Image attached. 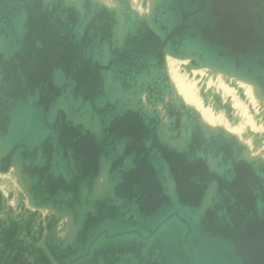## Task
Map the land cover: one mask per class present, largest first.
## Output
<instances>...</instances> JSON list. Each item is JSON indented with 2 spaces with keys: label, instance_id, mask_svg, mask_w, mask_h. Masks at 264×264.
<instances>
[{
  "label": "water",
  "instance_id": "95a60500",
  "mask_svg": "<svg viewBox=\"0 0 264 264\" xmlns=\"http://www.w3.org/2000/svg\"><path fill=\"white\" fill-rule=\"evenodd\" d=\"M112 2L0 0V173L28 195L0 187V264H264V158L167 68L188 59L264 98V0Z\"/></svg>",
  "mask_w": 264,
  "mask_h": 264
},
{
  "label": "bare ground",
  "instance_id": "6f19581e",
  "mask_svg": "<svg viewBox=\"0 0 264 264\" xmlns=\"http://www.w3.org/2000/svg\"><path fill=\"white\" fill-rule=\"evenodd\" d=\"M152 2H153V0H148L147 13H150ZM173 59L177 61L178 66L176 68L171 67V63L173 62ZM188 63H189L188 59H179V58L171 57L169 55L167 56V68H168L169 76L171 78V82H172L176 92L185 100V102L187 104L195 107L199 111V113L201 115V119L204 122L208 123L209 125L216 127L213 125L214 122L216 121L213 112L218 113V111L213 108V106L210 102L208 104H205L204 100L200 94V85L203 81H205L207 87H212L215 90L221 92L223 100H226V98L230 99L231 104H232L233 115L235 117H237L238 120H239V117L236 115V112L238 111L237 108H240L242 110L241 112H243L242 115H244V116L246 115L248 117L249 124L251 125L249 127H251V129H254L255 125L252 121V118L249 115H247L246 107H243L242 104H240L237 101L236 94L239 95L238 88H241L244 92L245 98L248 97L251 103H254L257 100L259 101L257 103L259 105V111H261L262 109H264V98L262 97L258 87L256 85L250 83V82L245 81L243 78H241L239 76L226 74V73L223 74V73H221V72H219L213 68H210V67H196V68H190L188 70L186 68V65ZM179 68L183 69V71L185 72V77L180 75ZM204 74H205V76H202ZM210 75L214 76L213 79L218 78L217 77L218 75H222L229 85L225 84L223 82V83H221L222 84L221 89L217 88L216 86L213 85L212 80L209 77ZM191 76L197 77L196 79L200 78V80L194 84V82L192 83L190 81V79H188ZM201 78H203L204 80ZM232 87H234V89ZM233 90H235V91H233ZM198 92H199V95H198ZM224 93L227 94L226 98L223 96ZM221 110H223V112H224L223 108H221ZM247 117H246V119H247ZM259 122H260V120H259ZM226 125L227 124H225L224 127L223 126H221V127H223L226 131H228L230 133H234L233 130H231ZM250 155L255 156V154H253L251 151H250ZM10 172L15 173L14 167H12L10 169V171H8L7 173H10ZM7 173H0V175H3V174L6 175ZM16 177H17V175H16ZM18 179L19 178L17 177L18 185L20 186L21 191H23L25 196L27 197L28 195H27V192L25 190V187H23L22 183ZM27 198L25 199V201H27L26 204L30 205V202ZM62 220L63 219H61V221Z\"/></svg>",
  "mask_w": 264,
  "mask_h": 264
},
{
  "label": "rangeland",
  "instance_id": "374dc122",
  "mask_svg": "<svg viewBox=\"0 0 264 264\" xmlns=\"http://www.w3.org/2000/svg\"><path fill=\"white\" fill-rule=\"evenodd\" d=\"M104 1L109 5L113 4L112 0H104ZM132 3L141 13L147 12L148 6H146V7L143 6V0H132ZM177 66H178L177 61L173 59V62L171 63V67L176 68ZM179 73H180V75L185 77V72L183 71L182 68H179ZM202 76H205V74ZM209 77L212 80L213 85L219 89H221V87H222L221 83L224 82L225 84H228L222 75H218L217 76L218 78H216V79H213L214 78L213 75H210ZM196 78L197 77H195V76H193V77L191 76L188 79H190V81L192 83L194 82V84H195L197 81L200 80V78H198V79H196ZM201 79H203V78H201ZM232 88L234 89V87H232ZM233 91H235V90H233ZM198 95H199V92H198ZM226 95H227L226 93L223 94V96L225 98L227 97ZM236 99L240 104H242L243 107H246L247 115H249L252 118V121L255 125L254 129H251V127H249L251 125L249 124L248 117L246 115L245 116L242 115L243 112H241L242 110L240 108H237L238 111L236 112V115L239 117L238 121L229 120L228 117L226 116L225 112H223V110H217L218 113L213 112V114L215 116V120H216L213 125L224 127L225 124H227L226 126H228L231 130H233V132L239 138H241L245 143H247L249 145L251 152L253 154L260 155L264 158V139H262L260 144H258L256 147L253 144L254 133H258L259 136H261L264 133V119L260 115L261 111H259V105L257 103L259 101L257 100L254 103H251L248 97L242 98L240 96V94L239 95L236 94ZM246 117H247V119H246ZM259 120H260V122H259ZM0 187L5 192H8V191L13 192V197L11 198L10 203L12 205H15L17 203L18 192L21 190L20 186L18 185L16 175L12 172L7 173L6 175H4V174L0 175ZM26 203H27V201H26ZM44 213H47V212L44 210Z\"/></svg>",
  "mask_w": 264,
  "mask_h": 264
}]
</instances>
